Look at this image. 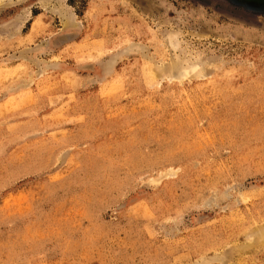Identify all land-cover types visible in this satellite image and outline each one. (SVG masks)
<instances>
[{"label": "rangeland", "instance_id": "1", "mask_svg": "<svg viewBox=\"0 0 264 264\" xmlns=\"http://www.w3.org/2000/svg\"><path fill=\"white\" fill-rule=\"evenodd\" d=\"M0 2V264H264V0Z\"/></svg>", "mask_w": 264, "mask_h": 264}, {"label": "bare ground", "instance_id": "2", "mask_svg": "<svg viewBox=\"0 0 264 264\" xmlns=\"http://www.w3.org/2000/svg\"><path fill=\"white\" fill-rule=\"evenodd\" d=\"M1 1H2V0H1ZM9 1H11V0H9ZM59 2H60V1H59ZM59 2H58V3H59ZM1 3H2V2H0V4H1ZM48 6H49V5H48ZM58 6H61V4H57V5H55V6L53 5L51 9L55 11V10L58 8ZM61 12H62V11H61ZM22 14H23V13H22ZM25 14H26V13H25ZM23 18H24V17H22L21 21L19 22L20 25H21V22H23ZM68 19H70V21H66L65 24L72 23L71 18H68ZM17 21H18V19H17ZM19 23H16V24L19 25ZM16 26H17V25H16ZM1 35H2V34H1ZM1 35H0V36H1ZM202 77H203V76H202ZM260 227H261V226H260ZM258 232L260 233L259 235L262 236V237L264 238V229H263V230H260V231H258ZM249 235H250V234H249Z\"/></svg>", "mask_w": 264, "mask_h": 264}]
</instances>
